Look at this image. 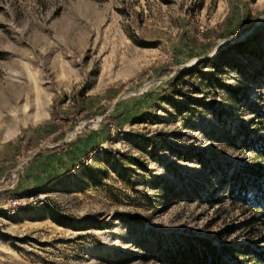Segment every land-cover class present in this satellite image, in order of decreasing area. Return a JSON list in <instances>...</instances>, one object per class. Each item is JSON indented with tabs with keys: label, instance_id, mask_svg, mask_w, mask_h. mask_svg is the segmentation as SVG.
<instances>
[{
	"label": "rangeland",
	"instance_id": "obj_1",
	"mask_svg": "<svg viewBox=\"0 0 264 264\" xmlns=\"http://www.w3.org/2000/svg\"><path fill=\"white\" fill-rule=\"evenodd\" d=\"M263 142L264 0H0V264H255Z\"/></svg>",
	"mask_w": 264,
	"mask_h": 264
},
{
	"label": "trees",
	"instance_id": "obj_2",
	"mask_svg": "<svg viewBox=\"0 0 264 264\" xmlns=\"http://www.w3.org/2000/svg\"><path fill=\"white\" fill-rule=\"evenodd\" d=\"M239 43L237 45H229L228 49H235L236 47H239ZM224 53V51L215 58V61L219 59V57ZM199 73H202V71H199ZM193 75L192 71H185L181 72L177 78L176 82H179L187 77H190ZM259 157L263 160L264 159V142L262 143L260 150H259ZM254 169L258 171V173H262L264 169V165L257 164L254 166ZM237 186L233 188L228 198L231 200H241V203H247V195L244 189L242 190L241 194H237ZM254 209L257 211H260L264 215V195H261L259 199L255 201ZM264 243V238L261 240V242L255 243L257 247H250V246H243V250L241 252V255L243 258H245L246 262H254L255 264H264V250L260 249V244ZM198 249L195 247H191L188 249H179L176 251V253L172 257V264H226L221 258L217 256V258L214 260L211 256V252L213 253L215 250L207 242L206 240H198L197 243ZM259 245V246H258ZM223 250H228L226 248H223ZM233 253V252H232Z\"/></svg>",
	"mask_w": 264,
	"mask_h": 264
}]
</instances>
